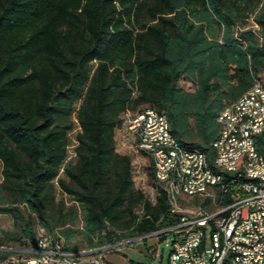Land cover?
Here are the masks:
<instances>
[{
  "label": "trees",
  "instance_id": "1",
  "mask_svg": "<svg viewBox=\"0 0 264 264\" xmlns=\"http://www.w3.org/2000/svg\"><path fill=\"white\" fill-rule=\"evenodd\" d=\"M262 75L264 0H0V211L14 221L0 264H30L37 219L65 240L82 233L84 248L175 225L154 170L156 202L117 149L125 112L167 114L213 162L222 110Z\"/></svg>",
  "mask_w": 264,
  "mask_h": 264
},
{
  "label": "built area",
  "instance_id": "2",
  "mask_svg": "<svg viewBox=\"0 0 264 264\" xmlns=\"http://www.w3.org/2000/svg\"><path fill=\"white\" fill-rule=\"evenodd\" d=\"M249 99H258L259 109L263 107L264 89L261 84L255 82L250 88ZM238 110L234 120L228 121L230 139H233ZM221 116L227 118L226 108L222 110ZM134 117H142V126L149 128L158 126L159 121L148 112L138 113V110L128 109V121ZM249 119V115H248ZM123 128V135L125 133ZM257 132V131H254ZM157 135V133H153ZM264 140V134H260ZM122 146L129 149L132 155H136L133 161H138L141 154H146L155 168V176L165 174L164 153H173V181H178L181 176L176 174V161L178 152L182 151L177 144H172L170 137L165 135V141L161 147H148L145 143H125ZM227 148V145H226ZM151 150H158L161 154V162H153ZM247 158H256L251 144H246ZM126 153V152H125ZM219 163L218 158L213 156ZM185 164L188 169V180L186 186L200 185V195H205L207 202L217 197V190H224V194L231 196V204L219 209H210V212L196 210L187 212V209H178L176 202L169 198V188H164L171 205V212L177 214L178 222L166 229L143 235L147 237L154 233L162 234L172 232L174 234L173 247L168 264H264V190H260L262 177H244L241 171L231 172L230 184L209 185V174L200 170V158L193 153H186ZM144 187L148 186L146 173L142 176ZM184 187V190H185ZM151 189V200L156 202L157 196L154 187ZM225 210H232L230 224H223L222 214ZM38 242L37 247L29 251L34 255L27 258L30 264H112L106 257V253L119 250L127 245L128 240L116 241L101 248H84L82 250H71L66 247V240L54 233H44L43 224L37 219Z\"/></svg>",
  "mask_w": 264,
  "mask_h": 264
},
{
  "label": "bare ground",
  "instance_id": "3",
  "mask_svg": "<svg viewBox=\"0 0 264 264\" xmlns=\"http://www.w3.org/2000/svg\"><path fill=\"white\" fill-rule=\"evenodd\" d=\"M256 82L261 84V89H264V79H258ZM249 93L250 89L237 101L226 107L227 118L220 115V120L224 123V130L214 143L219 163L215 160L211 162L209 156L200 149L183 146L172 132L167 114L150 108V113L159 121L160 132H158V126H151V131L142 126V117H134L126 125L128 111L125 112L124 121L118 129L123 131L122 126H126L124 133L126 141L134 138L136 142L145 143L148 147H161L166 135L170 137L172 144H177L181 148L182 151L178 152L176 161V174H179L181 178L178 181H173V153H164L165 174L155 176L160 185L169 188L170 201L176 202L178 209H187V212L196 210L210 212V209H219L231 204V196L224 194V190H217V197H221L220 199L207 202L205 195L199 194L200 185L185 187L186 180H188V169L185 164L186 153H193L200 158V170L209 174V185H216L219 181L221 184H230L231 172L241 171L244 177L264 176V140L260 135L264 134V100L262 109L255 113L257 112L258 99H249ZM238 110L240 112H238L233 139H230L227 120H234ZM146 112H148V108L138 111V113ZM153 133H157V135ZM246 144H251L254 149L256 157L254 162L252 158H247V152H244ZM151 158L153 162H161V154L158 150H151ZM260 190H264V181H260ZM231 219L232 210H225L222 214L223 224H230Z\"/></svg>",
  "mask_w": 264,
  "mask_h": 264
},
{
  "label": "rangeland",
  "instance_id": "4",
  "mask_svg": "<svg viewBox=\"0 0 264 264\" xmlns=\"http://www.w3.org/2000/svg\"><path fill=\"white\" fill-rule=\"evenodd\" d=\"M253 23V21H251ZM255 29H258L257 25H253ZM262 79H264V75H262ZM180 85L185 87L186 89H194L195 86L192 85L190 82H180ZM80 105V102L77 103V107ZM82 130L80 126V122L77 118V112L74 113V126L71 130L72 135V144L70 145V151H69V160H75L76 159V152L75 147L78 143L77 141V134ZM123 133V131H122ZM125 139V138H124ZM125 143H134L136 142L134 138H131L130 141L124 140ZM121 151L126 152L128 154L130 153L129 149H125L121 144ZM133 159L136 157V155H132ZM153 170L151 166V162L146 154H141L138 161H133V178L135 181V185L137 188L142 189L146 196L151 198V189L150 187H154V193L156 196V181H155V174L153 176ZM146 173V180H148V186L144 187L142 183V175ZM3 179V162L0 158V181ZM64 197L69 203L72 202L71 197L64 193L60 188H58V198ZM14 227V221L12 217L8 214H4L0 211V235L2 229H12ZM77 227L82 228L83 227V220H79L77 223ZM43 231L44 233H50L45 226L43 225ZM165 239L162 238V234L154 233L152 235H148L147 237L142 236H135V237H129L126 238L128 240L127 245H124L123 247H126V253L128 256L133 257L142 261V264H168L170 253L173 247V238L174 234L172 232H165L163 234H166ZM67 246H70L72 248H84L87 247L89 244V241L86 239V237L82 233H78L76 236L71 238L70 240H66ZM130 249H127L128 245H132ZM151 244V245H149ZM20 246H24V244H20ZM145 248L146 250H151V252H147V254H140L139 252H135L137 249L139 251V248ZM25 249V248H23ZM16 257V256H15Z\"/></svg>",
  "mask_w": 264,
  "mask_h": 264
},
{
  "label": "crops",
  "instance_id": "5",
  "mask_svg": "<svg viewBox=\"0 0 264 264\" xmlns=\"http://www.w3.org/2000/svg\"><path fill=\"white\" fill-rule=\"evenodd\" d=\"M116 140H117V149L118 151H121V144H123L124 142V135L122 133V131L120 129L116 130ZM125 153V152H122ZM151 245V244H149ZM133 248V244L132 245H128L127 249ZM126 247H121V249L119 250H112L106 253V257L112 262V264H142L143 262L134 258L128 256V254L126 253ZM146 251L149 253L152 251L151 250H146L145 248L140 247L139 251L136 249L135 252H139L140 254H147Z\"/></svg>",
  "mask_w": 264,
  "mask_h": 264
}]
</instances>
